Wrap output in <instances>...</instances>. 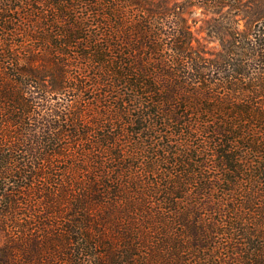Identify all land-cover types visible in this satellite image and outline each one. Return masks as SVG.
Listing matches in <instances>:
<instances>
[{
	"label": "trees",
	"instance_id": "trees-1",
	"mask_svg": "<svg viewBox=\"0 0 264 264\" xmlns=\"http://www.w3.org/2000/svg\"><path fill=\"white\" fill-rule=\"evenodd\" d=\"M246 18L221 53L184 13ZM0 264H264V0H0Z\"/></svg>",
	"mask_w": 264,
	"mask_h": 264
},
{
	"label": "rangeland",
	"instance_id": "rangeland-1",
	"mask_svg": "<svg viewBox=\"0 0 264 264\" xmlns=\"http://www.w3.org/2000/svg\"><path fill=\"white\" fill-rule=\"evenodd\" d=\"M173 1V0H171ZM179 1V0H178ZM230 10L228 6L215 7L193 6L185 11L191 30L200 45L212 55L221 53L223 45L227 43V31L235 28L248 30L246 18L238 10ZM0 234V244L2 242Z\"/></svg>",
	"mask_w": 264,
	"mask_h": 264
}]
</instances>
